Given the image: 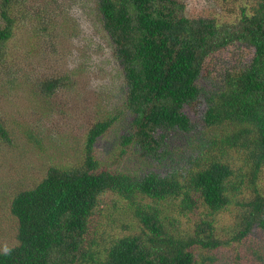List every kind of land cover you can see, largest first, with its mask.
<instances>
[{
    "label": "trees",
    "instance_id": "16d2710c",
    "mask_svg": "<svg viewBox=\"0 0 264 264\" xmlns=\"http://www.w3.org/2000/svg\"><path fill=\"white\" fill-rule=\"evenodd\" d=\"M93 1L125 77L123 112L94 124L78 164L52 166L16 194L18 245L0 252V264H212L225 248L242 262L236 247L264 233V0L226 24L186 15L180 0ZM32 10L27 0H0V71L30 17L36 35L55 34V21ZM224 53L237 58L215 73ZM6 79L10 90L20 85ZM72 86L67 74L34 91L51 97ZM120 121L124 154L164 165L184 141L192 151L143 173L104 165L96 144ZM0 137L11 141L1 120ZM246 186L253 193L241 201ZM199 208L192 233L186 219Z\"/></svg>",
    "mask_w": 264,
    "mask_h": 264
},
{
    "label": "rangeland",
    "instance_id": "374dc122",
    "mask_svg": "<svg viewBox=\"0 0 264 264\" xmlns=\"http://www.w3.org/2000/svg\"><path fill=\"white\" fill-rule=\"evenodd\" d=\"M180 1L186 15L215 17L225 24L237 22L244 8L250 12L257 4L254 0ZM27 5L45 12L55 21V34L36 35L37 21L30 17L8 44L10 54L0 71V120L11 138L8 143L0 137V252L18 245L19 222L11 211L16 194L34 188L52 166L78 164L89 130L98 121L121 115L126 99L123 70L93 0H27ZM234 55L217 56L212 68L215 73L223 71L220 67L229 62V58H237V54ZM67 74L72 76L74 86L63 88L51 97L35 93L34 84ZM8 75L17 77L18 85L20 83L14 90L4 84ZM121 127L120 121L96 144L102 163L117 170L143 173L156 167L164 169L168 160H172L174 166L178 161H186L192 151L184 141L183 151L177 148L164 165L140 157L138 153L124 154ZM262 184L264 186V173ZM252 193L246 186L245 193L237 198L242 201ZM112 201L117 202V199ZM201 212L199 208L197 214L186 219L192 233ZM228 216L229 213L220 218L222 224H228ZM218 220L215 228L220 237L225 227L222 228ZM247 240L243 246L235 248L241 251L242 262L235 263V254L225 248L212 264H264V259L252 256L253 250H259L264 258V233Z\"/></svg>",
    "mask_w": 264,
    "mask_h": 264
}]
</instances>
